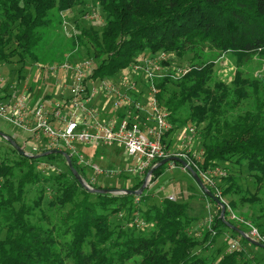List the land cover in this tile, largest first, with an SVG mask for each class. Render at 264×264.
Masks as SVG:
<instances>
[{
	"label": "trees",
	"instance_id": "trees-1",
	"mask_svg": "<svg viewBox=\"0 0 264 264\" xmlns=\"http://www.w3.org/2000/svg\"><path fill=\"white\" fill-rule=\"evenodd\" d=\"M86 1L0 0V66L16 58L17 85L24 81L21 72L28 60H46L39 56L51 28L64 23L61 14ZM94 1L104 19L101 30L74 23L68 49L89 45L85 56L94 62L92 77L106 80L117 79L139 55L191 53L195 63L177 83L170 77L158 83V100L168 112L173 132L188 126L198 130V168L204 171L224 164V176L216 178L221 198L237 196L242 205L258 211V222H250L264 236L260 224L264 76L244 71L252 58L264 61V0ZM205 52L226 54L235 61L230 81L213 73L212 62H202ZM10 138L21 147L16 137ZM166 145L168 151L170 143ZM71 162L90 185L89 168L74 158ZM40 163L52 167V172L38 169ZM169 164L154 169L150 181L171 170ZM247 178L254 181L253 194L243 190ZM142 183L137 179L123 190L136 191ZM93 188L114 189L107 184ZM147 192L140 196L90 193L79 185L61 155L40 159L20 155L0 137V264H241L249 260L244 245L248 242L221 220L220 208L201 190L217 215L209 213L212 224H204L200 238L192 235L203 220L189 216L192 202L164 197L155 204L149 202ZM228 206L234 212L235 202ZM224 219L247 233L227 210ZM137 220L144 224L142 229ZM224 237L227 250L234 239L240 249L206 251Z\"/></svg>",
	"mask_w": 264,
	"mask_h": 264
},
{
	"label": "built area",
	"instance_id": "built-area-1",
	"mask_svg": "<svg viewBox=\"0 0 264 264\" xmlns=\"http://www.w3.org/2000/svg\"><path fill=\"white\" fill-rule=\"evenodd\" d=\"M68 59L59 64L37 65L32 75L31 86L11 85V93L0 99V118L18 131L26 134L21 148L29 147L28 156H35L53 150L67 151L80 165L88 167L81 153L83 148L118 147L125 151L129 161L126 172L131 176L146 175L154 162L173 156L187 160V164L196 171L203 185L214 193V197L224 205L229 218L247 228V235L253 241L264 245V236L250 222L238 217L222 198L217 189L216 178L224 176L218 167L199 169V157L188 152L196 139L193 127H185L178 135V152L166 151V139L172 131L168 122V112L158 100V83L166 77H179V70L168 72V62L174 58L172 54L160 52L153 56L139 55L115 80L92 77L94 62L85 59L80 62ZM189 69L182 72L183 77ZM173 75H170L172 74ZM4 79L0 76V87ZM20 87V85H18ZM55 87L62 97L61 101H41L32 104L33 88ZM46 97L49 95L44 94ZM52 99V98H51ZM99 99L103 106L109 108L111 116H104L93 103ZM168 142V140H167ZM169 143V142H168ZM170 169L174 167L171 163ZM48 167L40 163L38 169ZM89 184L100 185L99 176L119 175V172L108 170L103 172L97 166L89 169ZM89 185V186H90ZM90 186V187H91ZM174 200L172 196L168 197ZM212 217L202 225L212 224ZM137 227L144 224L137 220ZM204 225V226H205ZM238 240L228 244V252L239 250Z\"/></svg>",
	"mask_w": 264,
	"mask_h": 264
},
{
	"label": "rangeland",
	"instance_id": "rangeland-1",
	"mask_svg": "<svg viewBox=\"0 0 264 264\" xmlns=\"http://www.w3.org/2000/svg\"><path fill=\"white\" fill-rule=\"evenodd\" d=\"M63 15V24L61 26H55L51 28V30L47 34L46 40L48 41L47 46L43 48V52L40 58H42L43 55H45V61L41 63H37L38 61H31L28 60L24 64V68L22 69L21 76L24 77V81L21 82L20 87L16 85V88L19 89L21 88V85H29L31 86V78L34 73V69L36 68L37 65H51L50 63L46 62H52V64H59L62 61H65L68 59L69 53L71 52L72 55H70L71 60L75 61H82L87 59L85 56V53L87 52L88 49H90L89 45L86 47H80L78 45H75L74 47H69V38H70V33L72 32V28L74 29V23H81L84 26H92L95 29L101 30L103 24H104V19L102 15L100 14V9L94 0H87L86 3L83 5L76 6L72 9H69L62 13ZM75 31V30H74ZM75 55V57H74ZM75 58V59H74ZM79 58V59H78ZM192 54L188 53L187 55H183L182 57H176L174 56L173 59H171L168 62V72L173 69L179 70V77H174L171 80L174 81L175 83L178 82V80L182 77L181 74L183 71L187 69H191V66L194 65L195 62H191L192 60ZM16 58H13L10 64L7 65H2L0 66V76L4 79L3 85L0 87V92H5L4 94H8L9 87L11 85H15L16 80L18 78V67L19 64L15 62ZM202 62L205 63L206 61L212 62L213 63V73L215 75H220L222 76L223 79H227V81H230V75L235 71L234 69L236 68L235 61L231 59L228 55L226 54H212V53H203L202 55ZM244 71H247L250 73L251 76H256V75H263L264 76V61L259 60L258 58H252L250 62L246 65L244 68ZM170 75H173L170 74ZM171 89H174V87H170ZM39 89L33 88L31 92L33 93L37 92ZM43 91V90H42ZM45 92V91H44ZM39 94V93H38ZM37 94V95H38ZM196 131V139L190 146V151L187 150H181L180 152H188L191 156L194 155L195 157H199L200 155V149H199V134L198 130ZM0 132L9 136V137H16V142L20 145L23 143V139L27 137V135L17 129L13 128L10 126L7 122H5L3 119L0 118ZM180 133V130H177L175 132H171L170 135L172 137H176V139L172 142L170 138L166 139V144L167 140L169 139V143H172L173 152H178V147H179V141H178V135ZM173 140V139H172ZM101 153L100 155H97L94 158H91L93 153L91 152L93 149L88 148L81 150L82 155L84 156V160L88 162V168L90 169L91 166H97L100 168L103 172H106L108 170H112L115 172H119V175H110L104 177V176H99V182L101 185H109L111 188L113 187L114 189L118 190H123L124 188H127L133 184V182L137 181V179H142V181L145 180L146 175H142L140 177L138 176H131L126 172V169L128 165L131 163L129 161V158L127 157L125 151L123 149H120L118 147L112 146V147H99ZM169 147V151H171ZM25 151L29 152L30 148L25 147ZM24 151V152H25ZM88 152H91L88 154ZM97 154V153H96ZM116 157V158H114ZM173 157V156H170ZM168 158V157H167ZM184 161V160H183ZM126 162V163H125ZM187 163V162H186ZM172 165V164H171ZM48 167L45 168V173L46 172H52V167L47 165ZM219 169H222L223 172H226V167L224 164H221L220 166H217ZM174 170H166L163 175L157 178L154 182L150 181L147 184L146 189H148V196L150 198L151 203L158 204L161 202V200L166 197L167 195L164 194L163 188H166L167 185L172 184L176 186L174 183H179V186H177L174 189V192H176L179 196L183 197V199L186 198L188 202H192L193 209H188V214L189 216L195 217L196 219H203L200 221V227L194 230L193 236L200 238L202 236V229L206 228L202 223H204V220H206L210 215L215 216L217 215V209L214 207L210 202H208L206 199L204 200L203 197H201V192L200 188L197 186L196 182L194 179L191 177V174L186 173L185 170L175 167ZM92 174L90 170H88V174ZM121 176V178H119ZM216 180V184L219 180ZM185 183V184H183ZM243 190L248 191L249 194H253L255 191V184L253 179L247 178L245 182H243ZM194 195V197L192 196ZM192 198V199H191ZM180 199V198H179ZM190 199V200H188ZM239 197H223L222 200L231 206L232 201L235 202V207L233 208L234 213L240 217L243 218L245 221L248 222H253L256 224L258 220L256 219L257 216L259 215L258 211L252 210L248 204H243L239 202ZM207 201V202H206ZM210 208V209H209ZM232 209V208H231ZM246 219H245V218ZM248 219V220H247ZM250 222V223H251ZM260 222V220H259ZM199 224V223H198ZM260 224L264 225V219L261 220ZM197 225V224H195ZM253 225V224H252ZM192 232V231H191ZM222 239L219 238V241L216 240L215 244L211 245L208 250L206 251H214L213 249H216L217 247L223 248V251H228L227 250V243ZM237 240V239H234ZM246 247V254L247 258L249 255V260H242L243 263L241 264H262V258H264V249L257 248L253 245H250L248 243L244 244ZM226 246V247H225ZM254 256V258H253ZM264 264V263H263Z\"/></svg>",
	"mask_w": 264,
	"mask_h": 264
},
{
	"label": "water",
	"instance_id": "water-1",
	"mask_svg": "<svg viewBox=\"0 0 264 264\" xmlns=\"http://www.w3.org/2000/svg\"><path fill=\"white\" fill-rule=\"evenodd\" d=\"M0 137L5 139L7 142L10 143V145L20 154V155H26L28 156L21 147H19L13 140H11V138L3 133L0 132ZM61 155L64 160L65 163L69 169V171L71 172V174L73 175V177L76 179V181L79 183V185L87 190L90 193H96V194H112V195H120V194H128V195H134V196H140L142 194V192L146 189L147 184L149 182V179L151 178V174L153 172L154 169L158 168L159 166H162V164H167V163H178L183 169H185L188 173L191 174V177L194 179V181L196 182L197 186L200 188V190L207 196L209 197L219 208H220V218L221 220L227 224V226L237 232L243 239H245L246 242H248L250 245H253L257 248H260L261 250L264 249V245L259 244L255 241H253L252 239H250L248 237V235L246 233H244L243 231L237 229L234 226H231L230 224H228L225 219H224V213H225V207L224 205L219 201V199H216L211 193L210 191L203 185V183L201 182V180L199 179L198 175L192 170V168L182 159L178 158V157H168L165 159H162L160 162L156 163L147 173H146V177L145 180L143 181L141 187L136 190V191H128V190H118V189H113V190H108V189H98V188H93L90 187L79 175L78 173L75 171V169L73 168L72 162H71V158L70 156L67 154V152H63V151H59V150H53L50 152H46V153H42L39 155H35L32 156L35 159H40L49 155Z\"/></svg>",
	"mask_w": 264,
	"mask_h": 264
},
{
	"label": "crops",
	"instance_id": "crops-1",
	"mask_svg": "<svg viewBox=\"0 0 264 264\" xmlns=\"http://www.w3.org/2000/svg\"><path fill=\"white\" fill-rule=\"evenodd\" d=\"M5 92L7 93V91H5ZM5 92H0V99H4L6 96L8 97L9 94L11 93L9 91L8 94H4ZM46 93L49 95V97H46V95H44ZM59 97H60V94L56 92V88L55 87L47 86L45 88H41L40 90H38L37 92H35V93L32 94V104H36V103L41 102L43 100H45V101H49V100L61 101L62 97L61 98H59ZM93 105H94L95 108L99 109L100 111H103L104 110L103 113H102L104 116H108L109 117V116L112 115V112L109 110V108L103 106L102 102L99 99H96L95 102L93 103ZM168 138H170V140L172 142L176 139V137L174 138L171 135H169ZM176 141H177V139H176ZM168 142H169V139H168ZM90 148L93 149L91 151L93 153V155H92L91 158H94L97 155H100L101 151H100L99 147H95V148L94 147H90ZM170 148L175 149V148H173L171 142H170ZM85 149H87V148H85ZM91 152H88V154H90ZM114 158H116V157H114ZM174 169L175 168L173 167L171 170H174ZM174 184H176V186H174L172 184H169V185H167L166 188H163V190L165 192L164 194H166V195L168 194L166 197L172 196L174 199H177V200L179 198L183 199V197H181V196L178 195L179 193L177 194L176 192H174V189L177 186H179V183H174ZM183 184H185V183H183ZM185 186H186V184H185ZM261 262H262V264L264 263V258H262V261Z\"/></svg>",
	"mask_w": 264,
	"mask_h": 264
}]
</instances>
